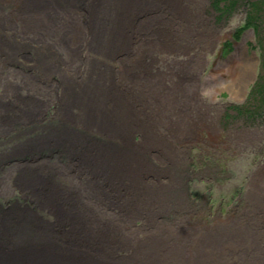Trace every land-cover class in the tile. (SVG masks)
<instances>
[{"label": "rangeland", "instance_id": "1", "mask_svg": "<svg viewBox=\"0 0 264 264\" xmlns=\"http://www.w3.org/2000/svg\"><path fill=\"white\" fill-rule=\"evenodd\" d=\"M28 1L0 0V112L3 102L7 110L1 118L14 121L11 118L19 117L20 121L24 111L40 101L42 123L29 128L15 125L10 132L0 126V154L23 146L26 138L41 133L44 126L60 124L64 87H69L68 102L81 92L104 100L102 89L107 90L112 79L116 91L131 95L132 101L143 100V107H135L141 109L138 118L147 123V132L152 121L158 132L155 138L161 141L160 153L147 159L149 163L142 161L144 173L140 175L143 185L154 192L149 209L156 220L131 218L123 229L143 240L161 237L171 246L186 244V249L181 246L186 264H193L195 250L207 259L211 252L215 254L207 264H214L215 259L236 264L238 255L224 256V246L217 243L214 247L211 242L236 233L243 237L240 227L247 229L250 220L256 221L251 230L264 233V109L257 115L246 113L254 107L249 92L264 60V0H183L190 10L181 35L174 40V19L168 8L141 10V23L135 24L134 19L123 25L129 36L122 51L110 54L103 46L97 48L95 29L88 26L90 14L111 16L115 0ZM257 1L253 12L250 4ZM250 16H254L255 29L246 26L243 30ZM133 24L140 31L132 34ZM181 43L188 45L187 50ZM48 66L51 74L45 70ZM69 112L73 123L82 127V113L75 106ZM87 127L93 137L105 140L94 125ZM34 128L38 129L32 135H24ZM134 140H140V135H134ZM17 160L2 159V208L9 209L17 201L21 211L42 210L47 227L53 228L54 241L72 242L59 233L56 216L41 208L39 199L14 188L13 176H20ZM75 162H58L55 157L47 162L60 189L59 216L77 215L74 201L84 198L102 220H116L120 201L91 198L92 191L85 184L89 170L79 171ZM30 168L35 169L33 163ZM104 189L114 194L109 187ZM159 195L165 196L166 205L162 206ZM156 242H149L148 249ZM172 263L168 258L163 262Z\"/></svg>", "mask_w": 264, "mask_h": 264}, {"label": "bare ground", "instance_id": "2", "mask_svg": "<svg viewBox=\"0 0 264 264\" xmlns=\"http://www.w3.org/2000/svg\"><path fill=\"white\" fill-rule=\"evenodd\" d=\"M28 2L34 4L33 0ZM159 7H166L173 14L171 39L174 40V36L179 38L182 23L190 10L188 3L183 0H115L111 16L107 14L98 17L95 13L90 14L88 27L91 31L92 28L95 29V33H92L96 36L97 48L103 46L109 54L119 48L121 50L129 36L126 26L123 25L128 21L133 23L134 19L135 24L138 21L141 23L142 19L138 16L141 10ZM103 9L107 13V6ZM174 9L178 12L173 11ZM154 16L159 18L157 14ZM115 19L119 21L113 24ZM106 20L108 21L103 23ZM134 27L133 24L132 34L140 31ZM187 33L189 34L188 31ZM180 46L185 50L188 48L186 43H181ZM200 66L201 64L198 65ZM45 70L48 74L52 73L50 66ZM93 85H99V82ZM68 91L69 87H64V97L60 101V124L44 126L39 129L41 133L26 138L23 146H13L8 153L0 154V169L3 158H18L16 170H19L20 176H13L14 188L20 193H32L34 198L39 199L40 207L56 216L60 226L59 233L62 232V236L73 241L56 243L53 228L47 227L44 222L47 219L42 215V210L34 213L21 211L17 201L12 202L9 209H3L0 205V264H163L167 258L174 264H186L183 252L181 254L182 248L186 249V244L171 246L172 243L165 244V239L161 237L143 240L123 229V223L129 222L131 218L137 217L153 223L156 219L150 216H157L149 209L154 192L143 185L140 175L144 173L142 161L149 163L151 156L155 158L156 153H160L157 148L161 146V141L159 137L155 138L158 132L154 123L150 121V132H147V123L138 118L141 109L135 107H143V100L139 98L132 101L131 95L116 91L112 79L108 80L107 90L102 89L104 100L81 92L68 102ZM2 104L4 111L0 112V126L5 127L8 132L15 125L29 128L42 123L44 109L42 110L43 103L40 101H35L32 108L25 110L20 121L19 117L11 118L14 121L1 118L7 110V106L3 102ZM71 106H75L82 113V127L73 123L69 112ZM89 125H94L96 132L105 140L93 137L91 129L87 127ZM37 129L27 130L24 135H32ZM137 134L140 135V140L135 141L134 135ZM163 151L165 152L164 149ZM53 157L58 162L76 161L74 166L79 171L88 169L91 177L89 175L85 184L92 191L90 197L105 203L120 201V214L116 216V220H102L90 205L91 201L84 198L74 201L77 215L59 216L62 204V198L58 195L60 189L57 181L51 178L47 165ZM31 163L35 169L30 168ZM2 182L0 177V186ZM105 187H109L114 194L105 191ZM159 200L162 206L166 205L165 196L159 195ZM257 200L261 202V198ZM100 206L104 208L103 205ZM255 224L256 221L250 220V224H246L248 230L245 226L240 227L244 238L236 236L237 233L225 237L223 241L214 236L216 242L211 243L214 247L217 243L223 245L224 256L238 255L236 264H264V233L249 228ZM206 237L200 239V242ZM137 238L140 240L137 241ZM149 242H156L153 249H148ZM122 251L125 253L120 254ZM193 254V264H207L215 256L209 255L210 259H207V255L199 250H195ZM214 264L223 263L215 259Z\"/></svg>", "mask_w": 264, "mask_h": 264}, {"label": "trees", "instance_id": "3", "mask_svg": "<svg viewBox=\"0 0 264 264\" xmlns=\"http://www.w3.org/2000/svg\"><path fill=\"white\" fill-rule=\"evenodd\" d=\"M250 5L253 8V12H256L258 1L253 2ZM253 19H254V16H250L249 20L246 21V24H244L245 26L241 28H243L244 30L247 26L248 28L253 27L255 29V25L253 24ZM260 69H261V72L258 77V80L252 85L251 90L249 92L250 100L254 104V107H250L246 109V113H248V115H257L259 114V111L264 109V60L261 63ZM235 111L237 113L242 112V110H239L238 108H235Z\"/></svg>", "mask_w": 264, "mask_h": 264}]
</instances>
